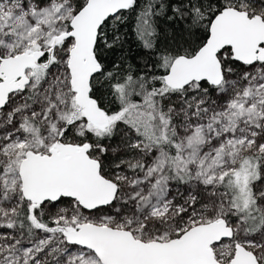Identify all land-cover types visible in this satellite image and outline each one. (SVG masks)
<instances>
[{
	"label": "snow or ice",
	"instance_id": "6c2138e0",
	"mask_svg": "<svg viewBox=\"0 0 264 264\" xmlns=\"http://www.w3.org/2000/svg\"><path fill=\"white\" fill-rule=\"evenodd\" d=\"M0 264H264V0H0Z\"/></svg>",
	"mask_w": 264,
	"mask_h": 264
}]
</instances>
